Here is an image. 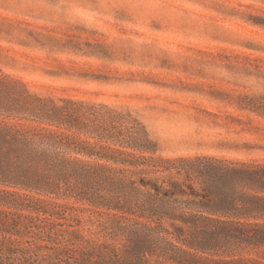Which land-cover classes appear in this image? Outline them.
Returning <instances> with one entry per match:
<instances>
[{
    "label": "trees",
    "instance_id": "trees-1",
    "mask_svg": "<svg viewBox=\"0 0 264 264\" xmlns=\"http://www.w3.org/2000/svg\"><path fill=\"white\" fill-rule=\"evenodd\" d=\"M238 107L264 120V96ZM156 151L137 121L0 71V264H264V160Z\"/></svg>",
    "mask_w": 264,
    "mask_h": 264
},
{
    "label": "rangeland",
    "instance_id": "rangeland-1",
    "mask_svg": "<svg viewBox=\"0 0 264 264\" xmlns=\"http://www.w3.org/2000/svg\"><path fill=\"white\" fill-rule=\"evenodd\" d=\"M0 48L3 74L137 121L155 156L264 160L238 107L264 96V0H0Z\"/></svg>",
    "mask_w": 264,
    "mask_h": 264
}]
</instances>
